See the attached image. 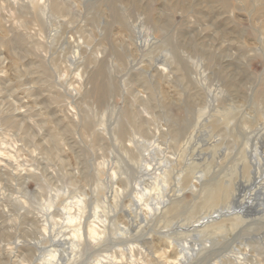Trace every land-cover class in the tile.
I'll return each mask as SVG.
<instances>
[{
	"label": "rangeland",
	"instance_id": "obj_1",
	"mask_svg": "<svg viewBox=\"0 0 264 264\" xmlns=\"http://www.w3.org/2000/svg\"><path fill=\"white\" fill-rule=\"evenodd\" d=\"M43 1L0 0V264H47L78 223L59 212L79 198L85 231L106 235L60 264H165L177 245L206 241L210 256L192 264H230V233L246 264H264V171L235 166L264 123V0ZM165 162L167 182L140 172ZM223 190L259 201L233 213L210 198ZM148 191L135 210L145 219L121 211Z\"/></svg>",
	"mask_w": 264,
	"mask_h": 264
},
{
	"label": "bare ground",
	"instance_id": "obj_2",
	"mask_svg": "<svg viewBox=\"0 0 264 264\" xmlns=\"http://www.w3.org/2000/svg\"><path fill=\"white\" fill-rule=\"evenodd\" d=\"M38 0H31V3H34L36 2L37 3ZM46 0L43 1V9H45V7L47 6L45 4ZM149 41V40H148ZM142 43V42H141ZM156 71H161V69H156ZM246 114V113H245ZM247 116V115H245ZM245 118V117H244ZM248 118V117H247ZM253 132V131H252ZM243 133H248L250 135L251 131L249 128L247 127H244V132ZM254 133H256L257 137L256 138H252V139H248V143H246V147L244 148L243 150V155H239V156H242L240 157L241 159L236 163V168L237 170L239 171H242L243 170H248V172L253 175V178L254 179H257V177H259L261 175V173L264 171V123L260 124V125H257V128L256 130L254 131ZM253 136V135H252ZM254 139V140H253ZM253 140V141H252ZM253 147V148H252ZM152 151V150H151ZM154 151V149H153ZM142 154V153H141ZM150 155V154H149ZM148 155V156H149ZM146 155V157H148ZM151 156V155H150ZM149 156V157H150ZM145 157V158H146ZM145 158L143 160V162L145 161ZM148 159V158H147ZM170 159V158H169ZM166 161V160H165ZM142 162V161H141ZM167 162V161H166ZM165 162V165H163L162 167H154V166H149L148 164H145L144 166H140V172L142 174H147V175H151L154 176L155 180H161L162 182H167V174L170 173V165H166L167 163ZM142 165V164H141ZM105 166V165H104ZM217 166V165H216ZM219 166V165H218ZM169 170V172L167 173V171ZM139 171V170H138ZM156 171H160V172H156ZM238 171V172H239ZM241 173V172H239ZM140 174V173H139ZM141 174V175H142ZM115 172L113 174V177H115ZM144 175V176H145ZM146 175V176H147ZM143 176V175H142ZM234 176V175H233ZM153 178V177H152ZM201 177H198V178H195L196 180L200 181ZM240 178V177H239ZM249 178V176H248ZM250 179V178H249ZM120 180V179H119ZM114 181V180H113ZM125 181V180H124ZM112 182V180H111ZM247 182V181H246ZM245 182V184H246ZM239 185V188L242 187L243 189L245 188V185L243 184V182H238ZM237 183V184H238ZM126 184V182H125ZM158 184V182H157ZM156 184V185H157ZM114 185V184H113ZM120 187V186H119ZM125 187V186H124ZM235 187V186H234ZM127 188V187H126ZM122 189V188H121ZM222 189V188H221ZM225 189V188H224ZM237 189V187H236ZM117 190V189H116ZM239 190V189H238ZM248 190V189H247ZM262 190V189H261ZM259 190V191H261ZM108 191V190H107ZM115 191V190H114ZM118 191V190H117ZM227 190H224L223 191H215L213 193H211V197L212 199H217V197H222V199H226L228 205H232L231 206V209L233 210L232 212H239V213H244L246 210L248 209H254V206H255V203L257 201H259V199H254V198H247L245 195H241L239 194V191L238 193L236 194L235 192L233 193V191H231V193H227L226 192ZM116 192V191H115ZM263 192V191H262ZM127 193V190L126 189H123V190H119L118 193L116 192V195L115 194H110V197L112 196V198L114 199V201L116 202V204L121 208V204H122V199L124 198L125 194ZM243 193V192H242ZM259 194V193H258ZM149 196V191H148V194L147 193H141L139 197H129V207H130V210H127V209H123L121 211H123V213L126 215V216H129L131 218V212L133 214V212L135 213L136 217L138 220H141L142 219H145L143 217V215L140 213V212H136L135 210L137 209H140V206L142 203V201H144V198H148ZM255 196V195H254ZM262 196H264L262 194ZM104 197V196H103ZM127 197V196H126ZM249 197V196H248ZM263 198V197H262ZM109 199V198H108ZM220 199V198H219ZM111 200V199H110ZM168 200L169 199H161V200H155L152 204H149L148 201L147 203L149 205H151V207H146L148 208V212L149 214L152 213V212H158L160 210H162L165 206H167L168 204ZM50 201V200H49ZM128 201V200H127ZM105 202H106V198H105ZM112 202V200H111ZM107 203V202H106ZM114 203V202H113ZM127 204V203H126ZM145 204V203H144ZM143 204V205H144ZM113 205V204H112ZM124 205V204H123ZM147 205V204H146ZM48 209H50L53 204H50L48 205ZM85 199L84 198H79L77 199V201L75 202V205L74 203H68V204H65L63 207H62V211L59 212V214L62 213V215H65V218L63 219V224L62 226H66V225H70L71 223L75 222L76 220L78 221V223L76 224V228L75 230H73V235L72 237H66L64 236V234L58 236L57 238H55L54 240H52L51 242H53V244L57 245L59 244L60 246H63L65 244H67L68 246L66 247H63V249L59 248L58 250H54L53 253L51 251V255L50 257L52 259H49L47 261V264H60L59 263V259L60 260H63V257L64 259L66 260L67 263H69L72 259H73V248L74 247H77L79 246V243L82 241V240H86L87 238L91 239L93 242V244L95 245H98L99 242L101 243V237H100V234L104 231L101 230V232H99L96 228L98 225H101V224H98L96 226V223H94V225L96 226H89L88 225V231L86 232L85 229H84V225L81 224L80 222V219L82 218V214L83 212H85ZM259 206V205H258ZM76 207L78 211H80V213L77 215L75 214H72L70 212L73 211V208ZM88 208V207H87ZM262 208V209H261ZM259 208L261 210H256V212L258 213L259 211L262 213H264V205H262V207ZM47 209V208H46ZM256 209V208H255ZM76 210V211H77ZM48 211V210H47ZM55 211V210H54ZM75 211V212H76ZM82 211V212H81ZM117 211V210H116ZM140 211V210H139ZM217 211V210H216ZM219 211V210H218ZM49 212V211H48ZM74 212V211H73ZM98 212V211H97ZM97 212H94V218L95 220L97 219L98 220V213ZM231 211H228V210H224L222 212H218L217 215H215L214 217H212V219H218V218H221V217H224V216H228L230 215V213H232ZM253 212V211H252ZM105 214V213H104ZM122 214V213H120ZM102 215V214H101ZM106 216V215H104ZM113 217V215H112ZM115 217V216H114ZM118 217V215H117ZM124 217V216H123ZM210 217V216H209ZM208 216L206 218H202V220H205V221H208L210 218ZM100 218V217H99ZM116 218V217H115ZM106 219V218H105ZM117 220V219H116ZM136 220V219H135ZM109 221V219H108ZM112 221V220H110ZM210 221V220H209ZM55 222V221H54ZM98 222V221H97ZM103 223V229L106 230V227L104 225V223L106 222V220H100L99 223ZM243 222V221H242ZM139 223V222H138ZM59 224V223H58ZM61 224V223H60ZM53 225V224H52ZM87 225V224H85ZM115 225V224H114ZM133 225V224H132ZM138 225V224H137ZM75 226V225H74ZM54 227V226H53ZM60 227V226H59ZM131 227L132 226H129L128 228H122L120 227V229L122 228V230L120 231V233L122 232V234L118 237V239L121 241L124 239V235L125 234H128L131 230ZM136 227V226H135ZM86 228V229H87ZM115 228V227H114ZM134 228V227H133ZM54 229V228H53ZM100 229V228H99ZM55 230V229H54ZM143 230V229H142ZM47 232V231H45ZM107 232V231H106ZM105 233V232H104ZM45 234V233H44ZM43 234V236H44ZM139 234V233H138ZM46 235V234H45ZM71 235V234H70ZM104 235V234H103ZM106 235V233H105ZM104 235V236H105ZM108 235V234H107ZM225 235V234H224ZM49 236V235H48ZM56 237V236H55ZM50 238V237H49ZM149 238H151L150 236H145V234H141L140 235V240H141V243H145V242H148L149 241ZM223 238H225V240H229V245H228V249H229V253L228 255L226 256V261L230 264H246L245 261L251 256L247 251V246L245 248V251L242 252L240 250V247L239 246H235L233 243L235 241V236L233 235V233H230L229 236H224ZM112 239V237L110 238ZM49 240V241H50ZM127 240V239H126ZM112 241V240H111ZM151 241V240H150ZM188 241V240H187ZM50 242V243H51ZM103 242V240H102ZM115 242V241H114ZM152 242V241H151ZM38 244H41V242H37ZM37 243L35 244V246L37 245ZM109 243V242H108ZM125 243V242H124ZM138 243V242H137ZM169 243V242H168ZM200 243V242H198ZM89 244V242H88ZM103 244V243H102ZM146 244V243H145ZM148 244V243H147ZM100 245V244H99ZM192 245V244H191ZM38 246V245H37ZM40 246V245H39ZM94 246V245H93ZM102 246V245H101ZM137 246V244H136ZM139 246V245H138ZM137 246V247H138ZM178 250V254H181V257L180 259H175V258H171V259H174L176 260L177 262L175 263L174 260H170L168 257L167 258H164L165 259V264H192V262H196V261H200V260H203L205 259V257L208 255L210 256V254H208V252L211 250V249H214L213 246H214V243L210 242V241H206L205 244H194L192 247H190L187 242H184V243H181L179 245ZM88 247V246H87ZM134 247V246H132ZM168 247V246H167ZM38 248V247H37ZM41 248V246H40ZM90 248V247H88ZM143 248V247H142ZM217 248V247H215ZM42 249V248H41ZM49 249V248H48ZM92 249V248H91ZM219 249V248H218ZM47 250V249H45ZM67 250H70V251H67ZM79 250V249H77ZM83 250V249H82ZM88 250V249H86ZM116 251V249H114ZM137 250V249H136ZM135 248H131L130 251L133 252V253H137L138 250L136 251ZM140 250V248H139ZM151 250V248H150ZM90 251V250H89ZM106 251V250H105ZM114 251V252H115ZM155 251V250H154ZM77 252H80V251H77ZM107 252V251H106ZM122 252V251H121ZM129 253V252H128ZM142 253V251L140 252ZM152 253V252H151ZM217 253V252H216ZM77 254V253H76ZM79 254V253H78ZM111 254V253H110ZM109 254V255H110ZM117 254V253H116ZM116 254H114L116 256ZM120 254V253H119ZM148 254V253H147ZM208 254V255H207ZM118 255V254H117ZM124 255V254H123ZM126 255V254H125ZM128 255V254H127ZM133 255V254H132ZM135 255V254H134ZM149 255V254H148ZM81 257V256H80ZM108 257V256H107ZM152 254H151V259H152ZM59 258V259H58ZM134 258V257H133ZM158 258V257H157ZM109 259V258H108ZM107 259V260H108ZM156 259V258H155ZM161 259V258H160ZM252 259V258H251ZM103 260V259H102ZM217 260V259H216ZM249 260V259H248ZM73 261V260H72ZM105 261V260H104ZM103 261V263H104ZM154 261V260H153ZM65 262V263H66ZM74 262V261H73ZM98 262V261H97ZM101 262V261H100ZM100 262H98V264H101ZM107 262V261H106ZM123 262V261H122ZM135 262V261H134ZM137 262V261H136ZM163 262V261H162ZM205 262V260L203 261ZM72 263V262H71ZM152 263V261H151ZM158 263V262H157ZM62 264H63V261H62ZM124 264V263H123ZM136 264V263H135ZM138 264V263H137ZM153 264V263H152ZM214 264H217V262H215Z\"/></svg>",
	"mask_w": 264,
	"mask_h": 264
}]
</instances>
